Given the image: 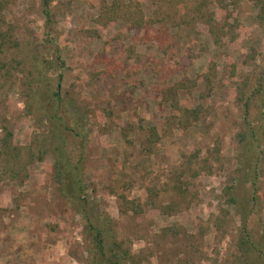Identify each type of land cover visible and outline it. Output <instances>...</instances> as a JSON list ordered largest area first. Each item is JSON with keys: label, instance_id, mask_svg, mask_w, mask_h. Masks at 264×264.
<instances>
[{"label": "rangeland", "instance_id": "obj_1", "mask_svg": "<svg viewBox=\"0 0 264 264\" xmlns=\"http://www.w3.org/2000/svg\"><path fill=\"white\" fill-rule=\"evenodd\" d=\"M123 1L153 17L152 0ZM215 1L208 10L217 22L235 23V40L223 37L218 52L203 23L171 27L169 62L142 29L101 22L96 0H49L48 18L41 0H7L0 23L8 37L0 39V264H93L69 192L96 205L139 264H245L244 220L264 250L259 133L254 208L245 179L254 178L256 167L246 160L243 177L237 169V134L246 130L238 88L263 64L264 26L253 0ZM157 62L168 75L156 71ZM210 64L215 70L205 81ZM106 67L110 75L102 73ZM58 81L60 95L81 108L86 132L66 193L54 179L51 149L61 139L48 121ZM179 83L187 89L177 91L176 111L164 94ZM260 124L256 130L264 132V118ZM152 128L159 140L148 147ZM8 132L12 138L4 143ZM63 174L75 172L65 166Z\"/></svg>", "mask_w": 264, "mask_h": 264}, {"label": "trees", "instance_id": "obj_2", "mask_svg": "<svg viewBox=\"0 0 264 264\" xmlns=\"http://www.w3.org/2000/svg\"><path fill=\"white\" fill-rule=\"evenodd\" d=\"M99 7V20L103 23H111L116 21H123L127 24L128 29L136 30L142 29L148 37H151L156 43L159 50L166 57V61H171L174 57V52L171 49V43L169 38V28L190 26L198 22L203 23L208 32L213 36V42L218 52L223 51L222 40L226 37L229 41H234L236 25L230 24L227 20L223 22H217L214 14L210 12L209 5L211 0H152L154 6L153 17L147 19L142 13L137 2L125 3L123 0H96ZM215 1V0H212ZM216 2V1H215ZM254 7L257 9L256 20L260 26H264V0H253ZM42 14L44 17H49V0H41ZM180 5L183 6L180 9ZM7 7V0H0V23L2 22L3 12ZM227 19V18H226ZM6 39L7 36L0 34V39ZM2 41V40H1ZM256 52L253 51V54ZM262 66L256 65L255 69L257 73L252 72L253 77H246L245 80L239 85L237 99L241 104V109L244 116V126L246 128L244 133L237 134V157H238V171H241V176H248L243 170H245L246 160L256 168H253V179L250 181L249 186L252 193V208L255 207L257 199V169L260 162V144L256 145L258 140L257 134L259 133V140H263L264 132L257 131L261 128L260 122L264 118V54L262 55ZM153 64V63H152ZM158 73L168 75V69L164 62L155 63ZM107 66V65H106ZM262 68V69H261ZM261 69V71H259ZM215 70V65L210 64L208 73L205 75V81H210L212 72ZM154 71V70H152ZM259 71V72H258ZM102 73H108L107 67ZM255 74V75H254ZM61 79V76H59ZM195 83L192 82V85ZM60 81H58L56 90L53 93V99H51V109L48 117V121L56 126L55 129L58 132V137L61 139L60 145L55 144L52 147L55 163L53 168L55 170L54 179L60 187L62 193L65 192V184L72 181V177H76V173L81 165V153L83 151V143L86 140V132L80 121H83L84 115L81 114V108L76 106L75 102L71 99H67V96L60 95ZM179 89L186 90L187 86L179 83L173 87L165 90V102H167L174 110L180 111L177 101V91ZM27 108V107H26ZM86 110L85 107H83ZM30 114L31 109L27 108ZM88 110L85 112L87 114ZM184 117L189 118L192 115L191 110L185 109ZM108 119L111 117V113L105 112ZM108 129V128H107ZM106 129V131H107ZM125 128L121 131L125 132ZM125 137V134L122 135ZM4 143H7L12 138L11 132L7 133ZM158 135L152 128L149 135L146 138V144L148 147L152 146L158 141ZM58 145V146H57ZM254 147V148H252ZM258 152H257V150ZM65 164V165H64ZM71 168L70 174L64 178V167ZM244 167V169H243ZM78 184V192L82 191L80 184ZM69 203L76 209L84 220V232L88 234L89 240L94 249L93 264H139L138 258L123 247V243L115 239L112 234L111 227L108 218L99 212L92 202H89L85 198L74 196L69 192ZM80 199V200H79ZM81 201V202H80ZM162 213L164 212L161 211ZM249 221H243L242 235L239 240L240 259L245 261V264L254 258L258 259L264 264V250L259 248V244L255 243L249 234L248 229ZM244 263V262H243ZM92 264V262H91ZM250 264V262H249Z\"/></svg>", "mask_w": 264, "mask_h": 264}]
</instances>
